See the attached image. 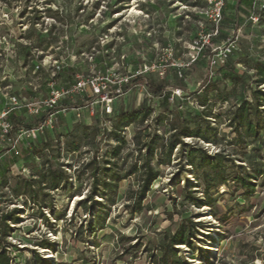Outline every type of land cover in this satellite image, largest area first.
Instances as JSON below:
<instances>
[{
    "label": "rangeland",
    "instance_id": "1",
    "mask_svg": "<svg viewBox=\"0 0 264 264\" xmlns=\"http://www.w3.org/2000/svg\"><path fill=\"white\" fill-rule=\"evenodd\" d=\"M263 6L264 0H229L213 47L179 78L172 64L183 63L192 40L213 27L205 0H0V113L18 98L14 137L20 130L37 131L49 111L55 114L54 128L28 138L21 156L0 149V248L12 264H32L37 254L44 264H155L163 237L182 227L191 242L177 247L183 264H264V136L242 143L238 125L231 124L244 101L254 102V90L264 91L256 84L257 68L264 64ZM236 37L237 50L211 76L212 48ZM235 69L245 74L242 81L234 80ZM99 72L106 78L114 72L124 79L136 76L123 83L113 109L150 108L146 122L127 125L107 117L101 97L74 91L79 80L96 79ZM151 81L174 96L170 105L154 95ZM53 90L60 95L51 108ZM260 109L259 116L251 112L258 124L264 122ZM177 114L190 132L208 141L185 137L186 147L177 146L170 158L156 150L152 166L159 178L138 211L143 171L121 182L112 176L125 177L135 163L140 167L147 136L170 138ZM44 138L47 142L39 143ZM116 146L121 151L114 158ZM192 148L220 155L227 185L205 195L200 167L207 161L201 153L191 160ZM62 173L70 177L64 189ZM95 174L98 205L93 207L86 199L94 191ZM239 176L255 186L253 191L233 181ZM55 178L59 188L52 190ZM46 242L51 247L43 250Z\"/></svg>",
    "mask_w": 264,
    "mask_h": 264
},
{
    "label": "trees",
    "instance_id": "2",
    "mask_svg": "<svg viewBox=\"0 0 264 264\" xmlns=\"http://www.w3.org/2000/svg\"><path fill=\"white\" fill-rule=\"evenodd\" d=\"M227 3H229V0H227ZM227 65V64H226ZM225 65V66H226ZM236 73V78H234L235 81H242V78L244 77L245 74L241 75L239 71L236 69L234 70ZM257 77L258 80L256 82L257 87L264 86V64H260L257 68ZM158 80L155 79V82ZM155 82L151 81L148 83V86L150 87L151 91L154 93V95L157 98L163 97V103L170 105V99L171 95L166 94L164 92V87L157 85ZM253 97H254V102H249V101H244L234 112L233 118L231 120L232 127L233 125L237 124L238 127L236 128L235 132L238 134L237 139L241 141L242 143H245L247 138L250 137H255L256 139H260L262 136H264V122L261 124H258L259 122L256 121L254 122L251 119V112L252 109H255V114L256 116H259L261 114V107H264V91L262 90H254L253 92ZM151 109L150 108H142L141 110H138L133 113H128L124 111H116L114 113V119L120 120V122L131 125L136 122H146L148 118L151 115ZM15 114L12 115L11 120H15ZM172 128L173 134H171L170 138L167 140H164L163 138H160V136L154 134L153 136L148 135L147 137L150 138V142L145 143L143 147L146 149L147 153L145 155V160L143 161L142 165L139 167L138 163H135L130 171L126 174L125 177H120V176H112L113 180L115 181H123L127 179L130 176L137 175L141 170L143 171L142 175L139 177L138 181L141 184V188L137 194V197H139L137 206L139 207L138 211H141L142 207V201L146 197L147 193L150 191V187L154 181H156L159 178V172L155 170V168L152 166V161L154 160L155 157V152L156 150L164 151L165 155L164 157H171V155L174 153L175 149L177 146L186 147L185 142L183 141V138L185 137H195V138H202L204 141H208L207 137L199 134V133H192L190 132L189 128L185 125V121L181 118L179 114L174 116V121H172V124L170 125ZM244 129V135L242 133V130ZM96 134L95 136H98V130H95ZM113 133V132H112ZM116 139L118 141H121L122 143H125V140L121 139V136L117 135L114 133ZM161 140V144H157V140ZM209 143V142H207ZM141 151L142 149H138ZM192 153H190V159L192 160V155L193 153H201L203 155L200 156L202 161H207V167L201 166L200 169L202 170V173L200 175V181L203 182L204 184V192L205 195H208V191L212 187H219L222 184L227 185L229 179L225 177V171L221 167H219L217 160L220 158V155H217L215 158L211 156H206L205 153L199 148H192ZM76 151V150H75ZM121 151L120 146H116L113 151L110 153L111 156L114 158L119 157ZM213 160H215L213 162ZM94 162H97L94 160ZM106 163H110L106 161ZM190 165H197L194 162H191ZM196 168H198L196 166ZM105 171H109L106 170ZM94 181L96 182L94 185V191L93 193L87 197L86 202H91L93 204V207L98 205V202L95 200V194L98 191V176L95 174L93 176ZM70 177L66 176L65 174H61V181L63 182V189L65 188V185H68L70 183ZM238 181L240 184L243 185L245 190H250L253 191L254 185L249 183L247 184L246 178H242L241 176L235 178L233 180ZM52 190L58 189L59 188V183L60 181L55 178L52 179ZM28 189L30 190V194L34 197L35 199V194L36 191L33 190V183L28 182ZM230 193V191L226 192ZM253 193V192H249ZM101 198H105L107 195L103 192L100 194ZM200 201V200H199ZM199 206H204L202 201L198 202ZM130 209V208H129ZM137 211V212H138ZM4 242L1 241L0 244H3ZM182 245H191L190 242V234L186 231L185 227L180 228L175 234L172 236L170 235H165L158 247L159 255L158 256H153V258L156 260L155 264H183L182 259H180L177 255V247L182 246ZM42 249H49L51 247L50 243H44L41 245ZM136 247V244L131 247V249H134ZM158 259V260H157ZM44 264L43 259L41 258L40 255H36L35 262L32 264ZM0 264H12V258L9 256V254L6 252V250L0 248Z\"/></svg>",
    "mask_w": 264,
    "mask_h": 264
},
{
    "label": "built area",
    "instance_id": "3",
    "mask_svg": "<svg viewBox=\"0 0 264 264\" xmlns=\"http://www.w3.org/2000/svg\"><path fill=\"white\" fill-rule=\"evenodd\" d=\"M206 8L205 15L212 22V29L210 30H201L200 34L197 38L192 40L189 45V53L186 56V59L181 64H172L177 71L179 78L183 77V71L185 68L190 67L193 63H195L207 50L209 47H213L211 42L220 35V26L225 18V9L227 5V0H205ZM264 7V6H263ZM251 18L254 22H258V17L255 14H252ZM237 42L238 38L236 37L233 40H229L227 42H223L220 46L214 47L213 56L208 59L209 67H210V75L213 76V70L224 67L232 57L233 53L237 50ZM171 49V48H170ZM168 49V51H171ZM171 57V54H170ZM148 72V70H146ZM147 72H142L141 75H145ZM102 72H99V75L96 79H88V80H79L74 87V91L77 93L89 91L92 96L101 97V101L104 104L103 113L107 117L114 116L115 110L113 109L114 100L117 97L123 96V83H129V80L134 79L136 76H131L128 78H119L117 73L111 74V77H101ZM138 75V74H137ZM112 83L111 85L105 82V80ZM110 88H113L115 91V96L110 91ZM63 91V95L64 90ZM69 92H66L68 94ZM53 99H50L51 104L49 106L54 108L56 105V100L60 95L59 90H53L51 92ZM174 96L170 99L173 101ZM11 105H14L13 108L8 109L7 111L0 113V149L5 150L6 153H10L16 157L21 156V145L23 144L25 147H28V138H32L35 140L40 136V133L47 129L52 130L55 124V114L51 111L47 114L46 121L37 128V131L32 130H20L19 135L14 137L15 126L11 120L13 115V111L18 108V98H11ZM28 111L31 113L33 109L31 106H28ZM38 112V110H37ZM78 118H81V115H78ZM47 142V139L44 138L39 140V143ZM25 163H28L26 161ZM23 173H28V168H22Z\"/></svg>",
    "mask_w": 264,
    "mask_h": 264
},
{
    "label": "bare ground",
    "instance_id": "4",
    "mask_svg": "<svg viewBox=\"0 0 264 264\" xmlns=\"http://www.w3.org/2000/svg\"><path fill=\"white\" fill-rule=\"evenodd\" d=\"M139 1V0H138ZM133 12V11H132ZM134 12H136V11H134ZM136 14V13H135ZM141 15V14H140Z\"/></svg>",
    "mask_w": 264,
    "mask_h": 264
},
{
    "label": "crops",
    "instance_id": "5",
    "mask_svg": "<svg viewBox=\"0 0 264 264\" xmlns=\"http://www.w3.org/2000/svg\"><path fill=\"white\" fill-rule=\"evenodd\" d=\"M234 1V0H233Z\"/></svg>",
    "mask_w": 264,
    "mask_h": 264
}]
</instances>
